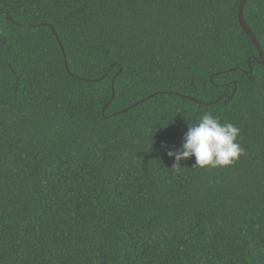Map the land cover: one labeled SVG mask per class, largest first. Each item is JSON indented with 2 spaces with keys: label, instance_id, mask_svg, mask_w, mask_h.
<instances>
[{
  "label": "trees",
  "instance_id": "trees-1",
  "mask_svg": "<svg viewBox=\"0 0 264 264\" xmlns=\"http://www.w3.org/2000/svg\"><path fill=\"white\" fill-rule=\"evenodd\" d=\"M240 1L0 0V264H264ZM243 15L264 51V0ZM205 113L240 129L234 165L168 155Z\"/></svg>",
  "mask_w": 264,
  "mask_h": 264
},
{
  "label": "clouds",
  "instance_id": "clouds-1",
  "mask_svg": "<svg viewBox=\"0 0 264 264\" xmlns=\"http://www.w3.org/2000/svg\"><path fill=\"white\" fill-rule=\"evenodd\" d=\"M239 135L240 129L234 124L221 123L213 114L205 113L198 123L190 124L181 149L169 151L168 155L177 162L194 156L195 167L199 168L231 166L245 154L237 142Z\"/></svg>",
  "mask_w": 264,
  "mask_h": 264
},
{
  "label": "water",
  "instance_id": "water-1",
  "mask_svg": "<svg viewBox=\"0 0 264 264\" xmlns=\"http://www.w3.org/2000/svg\"><path fill=\"white\" fill-rule=\"evenodd\" d=\"M247 0H241L240 4H239V9H238V22L239 25L242 29V31L244 32V34L247 36V38L251 41L252 45L255 47L258 55H259V64L263 67L264 69V51L262 50L257 38L255 37V35L253 34V32L251 31V29L249 28V26L246 24L245 20H244V15H243V10H244V6L246 4ZM7 20H10L9 17H7ZM58 43H60V41L58 40ZM61 50L63 52V57L65 59V67H67V61H66V55L64 54V49L63 47H61ZM252 72L251 68H250V73ZM236 89L233 92V95L235 93ZM114 98V90H113V94H112V99ZM232 97H230L228 99V101L231 100ZM107 107V106H106ZM106 107L104 109H106Z\"/></svg>",
  "mask_w": 264,
  "mask_h": 264
}]
</instances>
